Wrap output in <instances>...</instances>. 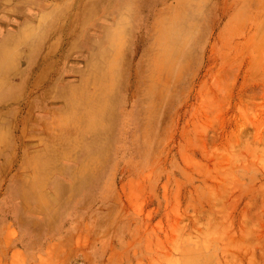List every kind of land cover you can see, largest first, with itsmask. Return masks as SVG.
Listing matches in <instances>:
<instances>
[{
	"label": "rangeland",
	"instance_id": "rangeland-1",
	"mask_svg": "<svg viewBox=\"0 0 264 264\" xmlns=\"http://www.w3.org/2000/svg\"><path fill=\"white\" fill-rule=\"evenodd\" d=\"M29 184L66 243L33 236ZM152 259L264 264V0H0V264Z\"/></svg>",
	"mask_w": 264,
	"mask_h": 264
},
{
	"label": "bare ground",
	"instance_id": "bare-ground-1",
	"mask_svg": "<svg viewBox=\"0 0 264 264\" xmlns=\"http://www.w3.org/2000/svg\"><path fill=\"white\" fill-rule=\"evenodd\" d=\"M114 35L115 34H112L111 36L114 37ZM105 41L107 42V39H105ZM108 45H109V47H112L114 44H112V41H111L110 43H108ZM50 83L51 84L49 86L45 87L42 90V92H44L45 94L51 92L52 96H54L55 98L60 97V98L66 99L65 94L63 92H61L57 87L58 86V79H54V81L52 80ZM80 99H81V102H80ZM78 102L81 103L78 107L85 106L86 97L79 95ZM29 108H32V106L30 105ZM107 108L108 107H106V105L105 106L102 105L100 108L95 106L94 108L90 109V111H87V112L81 114V120H80L81 130H80L79 134L76 133L75 138L69 140V141H72L75 143L73 146V150L75 149V151L78 152L79 156H83L84 161H85V155H86V160L90 159L91 161H93V158H94L92 155L94 153L93 151H94L95 147H98V144H99L97 138L99 139V136H100V135H98V133L100 131L99 125L102 122L101 121V118L103 117L102 113L106 112ZM110 109H111V107H110ZM110 111H109L108 116H107L108 120H111L112 113ZM31 113H32L31 111L27 112V117ZM43 168H44L43 164L40 163L39 165L36 166V171L39 173V170L43 171ZM61 172H62V175L66 174L68 178L76 179L75 177L77 175L74 174V172L71 173L68 170H63V169L61 170ZM33 185L34 184H29L27 186V188L24 189V192L20 195L21 199H23V201L25 203V206L29 210V214H28V210H26V209L24 210V212L26 214H28L27 215V223L29 222V224L33 225V227H32L33 231H35V233H36L33 236L45 237V240L47 241L46 245H48V243L53 242V241L56 244L63 242V241L66 243L67 240L69 239V237L72 238V236L74 235L75 227L71 228V225H69L68 227H65L62 224V218L59 219V217L56 214H51L54 210L47 207V204L45 202H48V201L45 200V197L39 192L40 189L34 190L31 188ZM35 188H38V185ZM52 189H53V192L55 193L54 198L57 201L62 202L63 204L73 201L74 200L73 197L75 196V193L77 195H80V194L83 195L84 192L86 191L85 188H81V187H76V188H72V189L69 188V191H67L68 189L60 190V188H57V187H54ZM28 191H32L33 197H29L30 193H28ZM102 194H103V191H102ZM42 204H43V206H42ZM77 204H78V202H77ZM35 213L40 214L38 216H44L45 220L38 217L37 218L38 221H37L33 215ZM49 215H52V218L48 219ZM23 232H25V234L29 235L27 233L28 232L27 230H24ZM17 240H19V239H17ZM28 246L29 245L27 242V247ZM40 250L41 249H39L38 253L34 256V258L32 260H36V259L40 258L39 257ZM152 261H154L153 264H155V259H152Z\"/></svg>",
	"mask_w": 264,
	"mask_h": 264
}]
</instances>
